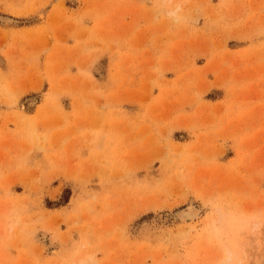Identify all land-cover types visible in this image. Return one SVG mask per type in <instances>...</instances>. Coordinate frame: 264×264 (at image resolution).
I'll return each mask as SVG.
<instances>
[{
	"label": "rangeland",
	"instance_id": "rangeland-1",
	"mask_svg": "<svg viewBox=\"0 0 264 264\" xmlns=\"http://www.w3.org/2000/svg\"><path fill=\"white\" fill-rule=\"evenodd\" d=\"M1 15L0 264H264V0Z\"/></svg>",
	"mask_w": 264,
	"mask_h": 264
},
{
	"label": "bare ground",
	"instance_id": "bare-ground-1",
	"mask_svg": "<svg viewBox=\"0 0 264 264\" xmlns=\"http://www.w3.org/2000/svg\"><path fill=\"white\" fill-rule=\"evenodd\" d=\"M0 20L3 23H9L13 21V19L7 15H1ZM190 203L186 207L178 210V212L176 213V219L182 222H188L189 220L194 219L198 215V208L196 207V205L194 206L193 204ZM227 252L228 251H226V253L222 256V259H227L230 257Z\"/></svg>",
	"mask_w": 264,
	"mask_h": 264
}]
</instances>
